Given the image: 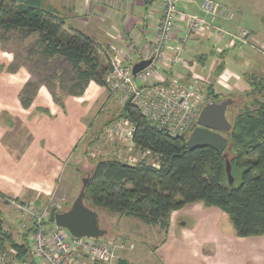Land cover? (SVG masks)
I'll return each instance as SVG.
<instances>
[{
  "label": "crops",
  "instance_id": "obj_1",
  "mask_svg": "<svg viewBox=\"0 0 264 264\" xmlns=\"http://www.w3.org/2000/svg\"><path fill=\"white\" fill-rule=\"evenodd\" d=\"M216 1L222 5L225 14L233 15L231 20H221L226 30L235 35L247 30L251 42L256 47H264V0ZM42 8L57 13L67 26L92 38L100 47L101 62L107 68L110 66L111 47L126 50L127 38L128 41L138 39L141 45L146 44L162 15L161 0H43ZM179 8L184 12L198 11L195 5L181 4ZM249 16L252 24L246 22ZM257 23L261 25L258 27ZM191 39L198 47L213 40L216 53L222 51L219 45H224L225 50L233 49L231 45L228 48L225 39L218 41L216 36H211L207 29ZM190 51L194 52L193 49ZM246 53L242 51L240 55L224 57L227 69L221 73L223 82L219 81V84L230 93L234 90L230 84L232 78L239 86L236 92L242 94L251 87L257 89L256 84L264 87V73L259 68L248 69L239 75L227 67V63H238L242 68V62L246 63ZM261 54L264 63V54ZM188 58L186 55L185 62L193 65V71L199 78L209 76L222 61L219 58L211 64L209 51ZM14 61L12 52L0 48V68H4L0 70V192L27 203L52 201L57 194L59 177L67 164L77 157L76 150L82 149L100 113H114L111 106L117 102L107 88L91 81L82 96L66 95L63 108L47 86L41 83L33 104L25 108L20 94L33 77L26 65L15 73L6 70ZM163 72L167 76L184 77L189 69L182 65L171 67L166 63ZM203 82L207 86L211 84L210 81ZM244 84L250 86L246 89ZM217 90L218 87L216 93L222 96ZM40 206L46 205L42 203ZM216 211L222 217V212ZM179 217L181 222L174 236L170 233L160 249L165 251L162 257L166 264H264V236L239 238L229 222H220L219 219L201 222L190 215ZM138 256L136 251L128 249L125 259L135 264Z\"/></svg>",
  "mask_w": 264,
  "mask_h": 264
},
{
  "label": "trees",
  "instance_id": "obj_2",
  "mask_svg": "<svg viewBox=\"0 0 264 264\" xmlns=\"http://www.w3.org/2000/svg\"><path fill=\"white\" fill-rule=\"evenodd\" d=\"M42 1L0 0V29L5 33L17 31L23 40L36 36L37 42L27 52L43 77L39 85L47 86L56 102L64 108L65 102L56 93V88L62 89L64 79L57 67L70 68L71 72L65 71V75L70 76L69 90L65 93L72 96H82L91 81L106 86L108 68L101 62L98 44L83 32L67 26L57 13L45 11ZM4 35L0 32V46L5 41ZM229 50L219 55L222 61L216 71L217 77L225 69L224 57ZM203 59H207V56H203ZM17 62L15 57L14 63L6 70L17 72L23 65ZM40 64L43 65L42 69L39 68ZM49 70H52L51 77L47 76ZM193 73V70L188 73V80ZM164 84L168 86L170 81ZM37 92L35 82L30 81L25 85L20 94L25 108L31 107ZM206 92L212 101H222L216 93L215 83L206 85ZM256 105L255 109L240 112L231 123L232 130L228 134L233 154L227 153L226 157L210 147L189 150L187 136L168 135L166 130L153 125L135 106H130L123 113L135 126L136 147L138 151H150L158 159L154 163H158L159 167L148 163V160L141 164H126L120 158H103L90 173L85 204L93 210H105L121 217L136 218L147 225L160 226L167 237L172 214L202 202L228 216L236 237L264 236V102ZM11 125L15 126L14 123ZM227 160L232 166V184L226 170ZM0 196L2 199L7 197L3 194ZM42 203L46 202H35L39 207H51L49 203L40 206ZM5 219L0 212V251L6 252L10 247L18 253L13 255L9 264L13 261L39 264L32 251L34 228L23 230L19 226L18 234L24 243L18 244L5 229ZM2 239H7L11 245H5ZM127 249L120 250L121 255ZM121 264L127 263L121 259Z\"/></svg>",
  "mask_w": 264,
  "mask_h": 264
},
{
  "label": "built area",
  "instance_id": "obj_3",
  "mask_svg": "<svg viewBox=\"0 0 264 264\" xmlns=\"http://www.w3.org/2000/svg\"><path fill=\"white\" fill-rule=\"evenodd\" d=\"M161 2L162 15L146 44L141 45L138 39L128 41L127 38L126 50L118 46L111 47L105 88L113 96L129 98L135 95V108L153 125L166 130L172 137H188L198 125L203 108L211 102L206 92V84L195 73L189 80L187 75L167 76L163 72L165 64L171 67L182 65L187 67L189 72L193 70V67L185 62L183 54L191 37L204 29L210 30L211 36H216L218 41L228 39L231 47L249 44L250 33L241 30L235 35L226 30L220 21L231 20L233 15L225 14L222 5L216 0ZM180 4L195 5L198 11H181ZM256 48L264 54V47ZM144 60H149L150 64L134 74L135 64ZM166 81H170L168 86L164 84ZM126 123L134 133V124L128 119ZM131 140L133 143V135ZM153 165L159 167L158 163ZM4 200L8 206L17 209L22 218L23 230L34 228L31 237L32 251L39 264L117 263V247L114 245L100 242V239L74 237L68 230L47 222L51 209H60L59 207H39L35 203H21L8 196ZM124 249L125 245L122 243L118 250ZM1 259L5 261L6 256ZM10 264L24 263L13 261Z\"/></svg>",
  "mask_w": 264,
  "mask_h": 264
},
{
  "label": "rangeland",
  "instance_id": "obj_4",
  "mask_svg": "<svg viewBox=\"0 0 264 264\" xmlns=\"http://www.w3.org/2000/svg\"><path fill=\"white\" fill-rule=\"evenodd\" d=\"M246 22H248V24L249 23L252 24L253 20L249 16ZM259 25L261 24L257 23L258 27ZM0 32L2 34H5L4 35L5 41L4 42L2 41L0 48L6 51H10V53L12 52L13 56L17 58L18 65L26 64L28 66L30 73L32 74L33 77L32 80L33 82H35V84L38 86L39 89L40 87L39 84L41 81H43V77L37 72L36 69L37 67H35L34 63L30 60L29 54L27 52V49L37 42L36 36L30 37L28 38V40L27 39L23 40L22 36L17 31H11L9 33H5V31H2V29H0ZM259 36L262 37V34H260ZM250 39L251 38L249 37L248 38V41L250 42L249 44L244 46L237 44L236 46L233 47L232 50H229L228 53L226 54L229 55L230 57H233L236 56V54L240 55L242 51L243 52L247 51V53L245 54L246 63L244 61L242 62L243 63L242 68H241L242 66L241 64H239L238 67V63H232L231 64L232 66L227 63V67L231 71L239 75H242L248 69H256V68H259L260 71L264 73V63H263V58H262L263 56L261 54V51L258 48H256L257 45L256 44L254 45ZM262 39H264V37H262ZM225 42L228 43V48H229L230 41L228 39H225ZM213 43L215 44V48ZM196 44L197 43H195V41L191 39V41L188 43L189 49L187 48L188 50H186L183 54L184 58L186 55L189 58H192L197 56V54H202L209 51L211 57V64H212L213 62L221 58L219 57V55H221V53L225 50L224 45L223 47L219 45V47L222 49V52L217 51L216 53V43L213 40L212 42H206L201 47L194 46ZM192 49L194 50V52L190 51ZM214 50H215V56H212L214 55L213 54ZM33 59H35V57ZM57 65L58 62L55 63V66ZM219 65L216 67V70H214V68L211 70L212 73H210L209 76H202L201 79L203 81H210L211 83L216 84V87H218L217 92L222 94V96L220 97V100H222L221 102L229 98L234 100V104L231 105L227 111V117L229 121L233 123L234 119L240 114V112L244 111L245 109H255L257 108L256 104L258 102L260 101L264 102V87L262 85L260 86L255 85L256 87H258L257 89L251 87V89H248L246 91V94L245 93L242 94V92H236L239 89V86L236 82V79L232 78L230 84L232 85V87H234V90L232 93H230V91L227 88L219 84V81L223 82V80L220 78L221 73L227 69L225 68L220 73L219 77H217L216 71ZM39 68L42 69L43 65L40 64ZM57 69L58 72L61 74L62 78H64L62 81V86L64 88L61 87L62 91L56 88V93L59 95L58 98H60L63 102H65L66 96L63 95H66L65 92L69 90V84H70L69 83L70 76L69 74L65 75L66 74L65 71L71 72V70L69 67H63V68L57 67ZM196 70L198 71L197 68ZM199 72H201L200 68H199ZM51 75H52V70H49L47 76L51 77ZM246 80L250 81L247 79V77ZM249 86L250 85L246 86V84H244V88L246 89ZM225 93H229V94H225ZM112 97H114L117 102L113 107L111 106V109L115 110V112L111 114H105L103 111L100 113L99 119L95 121V123L91 128L92 131L90 135L86 138V142L83 143L84 145L82 149L76 150L77 157H75V159H72V161L69 164H67L63 174L59 177L56 183L57 194L55 195V199L52 201H46V203L51 204L53 207L65 208L66 210L71 208V206L73 205L74 201L77 199L83 188V179L87 177L91 178L90 173H92L98 161L103 158L105 159L113 158V157L120 158L126 164L128 163L141 164L145 160H148L147 162L150 161L151 163L158 161V159L155 158L150 151L148 150L138 151L136 147V144L134 142L135 132L133 133L130 130L131 128L126 123L127 118L123 113L124 110H126L124 108L125 107L124 105L126 104V102L130 97L129 98L127 96H112ZM210 101H212V99H210ZM131 106H134L133 102ZM132 135H133V143L131 140ZM227 136L228 139L229 138L231 139L229 134ZM230 139H229L230 142L229 147L226 150V152L232 155L233 145ZM9 188H10V184H9ZM0 194L2 193L0 192ZM4 198L3 199L1 198L3 201H0V212L6 218L5 222L7 226L5 227V229L9 231L12 240L17 242L18 244H23L24 240L22 239V236L18 234V230H17L19 226H21L22 221L19 220H22V218L20 217V214L17 212L16 208L14 207L11 208L6 204ZM210 208H214V209H210ZM199 209L201 211H199ZM216 210H218V208L208 207L204 203L199 202L187 206L181 211L174 212L171 218V228L167 237H166V233L161 229L160 226H151L145 224L144 222L136 218H126V217H121L120 215L117 214L109 213L105 210H96L99 214L101 228L107 231L106 236L104 238H101L99 241L108 242L109 244L117 247L118 259L116 264H121V259L127 264L130 263L127 260H123L125 258V255L128 253V251L124 252L123 253L124 256H122L121 251L118 250L122 243H124L125 248L136 251L137 254L139 255L137 257L138 260H136L135 264H166L164 258L162 257V254L165 253V251H161L160 249L163 247L162 246L163 241L165 243V241L169 239L170 233L174 236L175 230L176 228H178V220H180L179 216L190 215L193 216L196 220H201V222L202 220L210 221L211 219H213L211 221H215L219 219L220 222H222L221 220H223V222H230L227 215H222V217H220L221 214L219 216L218 213L219 211ZM2 240L5 243V245L7 246L11 245L7 239H2ZM6 250H7L6 252H2V253L0 251V264H9L10 259L13 258V255L18 254L10 247H8V249ZM2 256H6L5 261L1 259Z\"/></svg>",
  "mask_w": 264,
  "mask_h": 264
},
{
  "label": "water",
  "instance_id": "obj_5",
  "mask_svg": "<svg viewBox=\"0 0 264 264\" xmlns=\"http://www.w3.org/2000/svg\"><path fill=\"white\" fill-rule=\"evenodd\" d=\"M149 64V60L135 64L134 74L141 72ZM134 98L135 95H132L128 99L125 104L126 110L131 106ZM233 104L234 100L231 98L223 102L213 100L207 103L200 113L198 125L187 138L189 150L210 147L226 157V150L229 147L227 134L232 130V124L227 117V111ZM181 137L185 136L182 135ZM226 170L232 184L234 180L229 160L226 161ZM90 180V177L83 179V188L71 208L64 211H59L56 208L51 209L49 222L68 230L74 237L99 240L106 236L107 231L101 228L98 212L85 204V192Z\"/></svg>",
  "mask_w": 264,
  "mask_h": 264
},
{
  "label": "flooded vegetation",
  "instance_id": "obj_6",
  "mask_svg": "<svg viewBox=\"0 0 264 264\" xmlns=\"http://www.w3.org/2000/svg\"><path fill=\"white\" fill-rule=\"evenodd\" d=\"M64 209H65V208H60V209H58V210H59V211H64Z\"/></svg>",
  "mask_w": 264,
  "mask_h": 264
}]
</instances>
